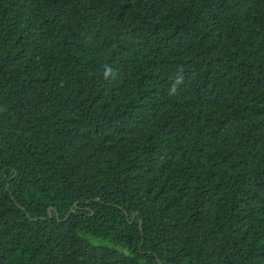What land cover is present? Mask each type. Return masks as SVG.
<instances>
[{
    "label": "trees",
    "instance_id": "trees-1",
    "mask_svg": "<svg viewBox=\"0 0 264 264\" xmlns=\"http://www.w3.org/2000/svg\"><path fill=\"white\" fill-rule=\"evenodd\" d=\"M0 264H264V0H0Z\"/></svg>",
    "mask_w": 264,
    "mask_h": 264
},
{
    "label": "water",
    "instance_id": "water-1",
    "mask_svg": "<svg viewBox=\"0 0 264 264\" xmlns=\"http://www.w3.org/2000/svg\"><path fill=\"white\" fill-rule=\"evenodd\" d=\"M52 209H53V208H50L49 211H48V213H49V217H52V212H51ZM72 212H73V210L70 211V213L68 214V216H69ZM132 223H133V222H132Z\"/></svg>",
    "mask_w": 264,
    "mask_h": 264
}]
</instances>
